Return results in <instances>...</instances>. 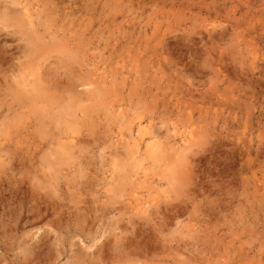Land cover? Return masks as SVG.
<instances>
[{
    "label": "rangeland",
    "instance_id": "1",
    "mask_svg": "<svg viewBox=\"0 0 264 264\" xmlns=\"http://www.w3.org/2000/svg\"><path fill=\"white\" fill-rule=\"evenodd\" d=\"M20 1L0 264H264V0Z\"/></svg>",
    "mask_w": 264,
    "mask_h": 264
},
{
    "label": "bare ground",
    "instance_id": "2",
    "mask_svg": "<svg viewBox=\"0 0 264 264\" xmlns=\"http://www.w3.org/2000/svg\"><path fill=\"white\" fill-rule=\"evenodd\" d=\"M21 1H22V0H21ZM21 1H20V2H21ZM23 12H24V11H23ZM27 13H28V12H27ZM29 14H30V13H29ZM25 16H26V13H25ZM28 16H31V15H28ZM28 16H27V17H28ZM12 17H13V16H12ZM27 17H26V18H27ZM32 18H33V17H32ZM32 18H30V19H32ZM28 20H29V19H28ZM28 20H27V21H28ZM33 20H34V19H33ZM33 20H32V21H33ZM28 22L30 23L31 21L29 20ZM15 23H16V22H15ZM33 23H34V22H33ZM33 23H32V24H33ZM18 27H19V26H18ZM137 127H138V126H137ZM189 134H190V133H189ZM183 135H184V133H183ZM135 136H136V135H135ZM137 138H138V137H137ZM134 139H135V138H134ZM186 139H187V138H186ZM182 140H183V139H182ZM137 141H138V140H137ZM183 141H184V140H183ZM138 142H139V141H138ZM135 143H137V142H134V144H135ZM138 145H139V144H138ZM133 146H134V145H133ZM136 146H137V145H136ZM151 147H152V146H151Z\"/></svg>",
    "mask_w": 264,
    "mask_h": 264
}]
</instances>
